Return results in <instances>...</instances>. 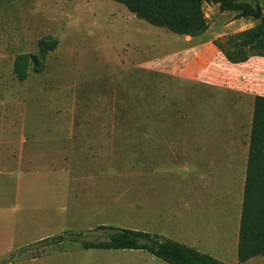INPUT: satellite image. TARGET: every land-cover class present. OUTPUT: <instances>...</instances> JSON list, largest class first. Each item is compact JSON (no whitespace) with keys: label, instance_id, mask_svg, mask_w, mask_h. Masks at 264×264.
I'll return each mask as SVG.
<instances>
[{"label":"rangeland","instance_id":"obj_1","mask_svg":"<svg viewBox=\"0 0 264 264\" xmlns=\"http://www.w3.org/2000/svg\"><path fill=\"white\" fill-rule=\"evenodd\" d=\"M239 1L264 13V0ZM204 9V41L246 20ZM46 35L58 47L19 80L16 56ZM186 43L115 0H0V264H170L140 249L44 243L67 230L103 239L99 225L264 264L238 255L264 59L240 72L209 43L179 56Z\"/></svg>","mask_w":264,"mask_h":264},{"label":"trees","instance_id":"obj_2","mask_svg":"<svg viewBox=\"0 0 264 264\" xmlns=\"http://www.w3.org/2000/svg\"><path fill=\"white\" fill-rule=\"evenodd\" d=\"M124 4L138 18L165 27L179 35L200 36L209 29L205 4H218L221 11H233L236 18H254L249 28L219 36L214 45L231 63H242L251 57H264V13L260 4L239 0H115ZM59 41L46 35L39 41L36 53H20L14 61L19 80H26L30 71L41 72L48 54ZM104 238L88 239L86 231L67 230L44 240L48 245L77 243L84 249H140L170 264H228L213 255L185 243L167 239L147 231L99 225ZM238 255L246 261L257 255L264 257V95H256L249 143V158L241 211Z\"/></svg>","mask_w":264,"mask_h":264},{"label":"crops","instance_id":"obj_3","mask_svg":"<svg viewBox=\"0 0 264 264\" xmlns=\"http://www.w3.org/2000/svg\"><path fill=\"white\" fill-rule=\"evenodd\" d=\"M247 2H249V1H247ZM240 18H245V17H240ZM237 19H239V18H236L232 22L236 21ZM248 21H250V22H249L248 25H246V27H244V28H238V27H240V26L245 25L246 23H248ZM255 24L256 23H255V19L254 18H251V17L250 18H246V20L244 22H242L241 24L237 25V27L235 28V32L240 31V30H243V29H246V28H249V27H252ZM232 33H234V32H232ZM226 34H229V33H224L221 36L226 35ZM182 36L184 37V39H185V41L187 43H186L185 46H182L181 49H179V50L176 51V53L179 56H183V54L185 55V54H188L189 52H191L193 50L200 49L201 47L205 46L207 43L214 45L213 40H206V41H204L201 38V37H203V35L195 36V37H192V36H189V35H182ZM196 38H199L200 39L199 42L192 43L191 42L192 39H196ZM214 47L217 49V47L215 45H214ZM257 59H264V57L254 56V57H251L248 61L242 62V63H231L229 61L228 62L231 63L232 65H234V67H237L239 69L238 71L243 72V70H245L248 67V65L251 66V68H252V66H256L257 65V62H256ZM255 69H258V67L255 68ZM257 71L258 70H254L250 74L251 75H256Z\"/></svg>","mask_w":264,"mask_h":264}]
</instances>
